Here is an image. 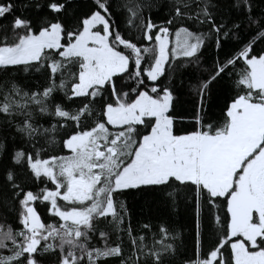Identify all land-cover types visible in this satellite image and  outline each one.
I'll list each match as a JSON object with an SVG mask.
<instances>
[{
    "label": "snow or ice",
    "instance_id": "snow-or-ice-1",
    "mask_svg": "<svg viewBox=\"0 0 264 264\" xmlns=\"http://www.w3.org/2000/svg\"><path fill=\"white\" fill-rule=\"evenodd\" d=\"M0 264H264V0H0Z\"/></svg>",
    "mask_w": 264,
    "mask_h": 264
},
{
    "label": "trees",
    "instance_id": "trees-1",
    "mask_svg": "<svg viewBox=\"0 0 264 264\" xmlns=\"http://www.w3.org/2000/svg\"><path fill=\"white\" fill-rule=\"evenodd\" d=\"M143 202L141 200H139V198H133V197H129L128 198V205L129 208L131 209V211L133 212V227L135 228L137 226V221L145 219V217H141L139 215L140 212V205Z\"/></svg>",
    "mask_w": 264,
    "mask_h": 264
}]
</instances>
